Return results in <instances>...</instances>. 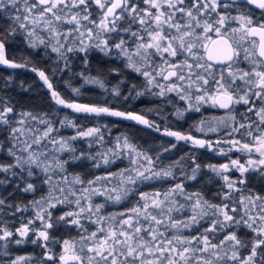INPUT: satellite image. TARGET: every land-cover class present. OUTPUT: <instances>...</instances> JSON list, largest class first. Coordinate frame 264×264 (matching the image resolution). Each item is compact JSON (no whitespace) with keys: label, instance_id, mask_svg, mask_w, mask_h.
Returning a JSON list of instances; mask_svg holds the SVG:
<instances>
[{"label":"snow or ice","instance_id":"snow-or-ice-1","mask_svg":"<svg viewBox=\"0 0 264 264\" xmlns=\"http://www.w3.org/2000/svg\"><path fill=\"white\" fill-rule=\"evenodd\" d=\"M142 2L148 7H139L136 0H0V14L12 21L7 29V35H14L18 27L23 29L28 36H31L35 33L36 27L43 23L54 36L64 38V42L57 40L56 43L59 46L52 48L53 52L61 55H63L61 49L64 48V43L73 33H76L75 39L79 41V47L74 49L69 46L65 49V53L77 50L87 52L88 46L84 44L82 38L86 37L92 41L95 35L98 41L95 43V47L100 48L106 54L112 49H116L119 54L127 58V66L144 76L148 84H152L156 80V75H154L156 69L152 67L151 58L159 54L167 68L161 67L156 74L165 80H173L174 78L166 91H176L178 94L183 91L184 94L180 95V99L191 101L193 97L188 90L194 88L200 93L194 97L197 105L196 111H199L198 106L202 103H210L212 106L224 109H233L234 105H247V112L254 113L259 118V122L251 121L247 117H244L245 120H248L247 123L239 122L233 115L230 117L233 123L229 135L240 133L241 136L250 137L252 142L241 143L238 139H232L227 142L230 145L228 150L235 149L246 152L250 157L252 153H258L259 159L249 158L246 164H242L238 159L230 161L232 168L239 171L241 175L238 180H233L228 175H222L225 182L224 187L227 189L223 193L222 200L228 201L233 191H241L237 184L243 185L245 183L244 173L258 166L264 167V20L254 22L248 14L229 15L226 10L234 3V0H142ZM246 2L256 5L259 9H264V0H246ZM93 5L101 11L98 21L91 18L89 8ZM153 9L156 11H152ZM177 15L179 19L176 18ZM125 18L128 20V26L120 28L117 21ZM230 21H239L240 27H230ZM61 24H68L73 27L61 31L58 29V25ZM89 24L95 26V33L92 27H88ZM134 24H138L140 27L133 30L132 25ZM81 29L84 30L81 31ZM118 29L134 38L131 41L134 50L129 49L127 46L129 42L123 36H119L118 40H112L111 43H109L108 38L99 39L100 33H114L118 32ZM7 35L5 32H0V64L24 67L25 65L16 64L6 58L5 41ZM245 43L248 47H244ZM200 49L203 50V54L199 51ZM185 54L187 55L185 56ZM134 56L143 62V69L137 67V60L133 59ZM177 56H185V58L179 62L170 59ZM189 57L191 62H189ZM241 60L248 61L251 68L249 70L240 68L238 65ZM39 76L47 87L52 89V84L43 71L39 72ZM176 81H186L187 87L184 88ZM237 81H240L241 84H237ZM91 82L99 83L103 87V83L99 80ZM156 86L160 87L159 84ZM135 87L132 85L133 89ZM74 91L79 92L78 89H74ZM113 92L119 94L118 89H113ZM140 94L137 93V95ZM159 95H164V91H161ZM51 96L56 104L76 112L124 117L149 127H156L143 115L124 113L109 107L68 102L56 91H52ZM257 99L261 102L259 107L255 104ZM192 107L193 105L189 103V108ZM19 115L21 118L17 121L12 106L0 105V125L10 126L9 139L14 142L12 147L7 149L0 143V151H6L14 161L12 163H0V172L17 175L15 170L20 168L27 172V176L31 177L34 175L33 168H38L46 174L44 183L50 185L48 197L33 201V204L39 209L36 212V220L43 224V230L38 232L37 238L48 241V229L53 227L50 209L68 200L67 196L60 199L52 194L53 192L64 193L65 188L59 185L52 186L53 176L49 173L57 170L60 173H66V165L69 160H61L54 153L51 157H49L48 152L37 153L33 145L38 146L44 140H48L54 146V152H74L75 150L71 147L69 140L52 137V133L57 129L49 120L37 117L31 112L20 113ZM177 115H181V113L177 112ZM28 119L39 120L45 125L39 137L31 128L25 127ZM14 121L21 127L12 126ZM65 121H67V117ZM61 125L65 126V122H61ZM67 125L76 127L71 121H67ZM241 129H244L243 133H241ZM157 130L159 129L157 128ZM199 130L204 131L203 128ZM208 130L216 131L215 128ZM27 133H32L31 142L27 139L21 140V137ZM164 134L175 137L177 140L191 141L201 148L207 146L212 149L213 147L210 141L194 139L192 136L178 131L165 129ZM84 137H95L98 142L104 139L100 128L80 130L76 136L70 139L75 140ZM117 140L119 142L120 138ZM17 142L21 145L20 147H17ZM122 143L123 148L120 150L127 149L130 154L134 153L136 159L131 162L137 166L134 169L97 176L88 181L82 180L79 176H73L70 182L66 175L62 176L63 183L66 185L86 183L88 187L81 189V191L88 193V196L85 197L83 205H81L80 199L69 201L77 205L78 211H69L61 215L59 220L83 227L80 221L81 214L87 212L90 215L85 218L91 219V215L100 213L104 207L103 204H93L92 197L104 196L106 201L119 203L131 193L132 189L128 185H135L138 180H149L153 177H172L175 179L172 166L167 169L154 170V161L151 156L138 152L126 137ZM216 143L218 145L219 141ZM119 146L118 143L117 147ZM168 150L167 148L164 149V151ZM219 151L222 152L223 150L219 149ZM25 153L27 155H24ZM117 157L118 153L109 149L108 152L87 157L81 153L79 156L71 157V159H91L96 161L95 167H100L114 163ZM157 160H159V156H157ZM174 163L177 167L181 166L180 161ZM193 165L192 174L187 177L191 180L196 179L200 168V165L195 164L194 161ZM209 167L217 174L230 171L229 164ZM111 178L118 179L119 183L112 187L103 183L110 181ZM4 183V180H0V184ZM35 190L32 183H27L23 189L24 192H34ZM68 193L76 196V192L71 187L68 188ZM176 197L183 198L186 203H180ZM140 199L143 203H139L127 212L119 213L125 218L119 220L117 225L114 226L110 222L107 229L99 227L87 237L81 236V241H92L93 243L91 245L83 243L80 252H85L86 249L88 253H94V255H88L85 258L76 254L75 246L70 245L67 240L64 241L65 254L59 256L62 264H68L69 260H73L77 264H85V259L87 264H93V261L95 264H228L229 261L233 264H264V197L246 195L239 199L238 203L244 206L243 216L240 219L236 218L237 209L231 207L229 203L212 204L199 192H187L183 182L176 183L164 193H140ZM186 205L191 212L186 220H178L171 215L174 211L180 212ZM3 206H5V200L0 198V207ZM250 206H258L259 213L251 215ZM22 210H26V206L25 209L17 206L16 211ZM209 213L214 219L209 220V226L204 228L199 235L174 234L169 238L164 231L160 230L163 227L165 230L176 229L179 232L182 229L198 225L202 219L209 216ZM69 217L71 219H68ZM103 220L116 221L117 216L113 214L101 217L94 223L100 225ZM241 222L255 233V239L250 248L248 244L237 237L234 231L225 233L222 239L213 243L218 231H223L225 228ZM33 223V220H29L22 224L15 230V234L26 238L30 230L35 231L30 229V225ZM145 223L147 227H145ZM254 225L256 226L254 227ZM84 230L87 231V229ZM98 233L105 234L102 238H98ZM13 235L14 233L8 230L6 226L0 227V240L8 241ZM21 242L20 239L15 241L17 244ZM225 246L231 251V255L224 250ZM70 247L73 249V254L68 256L66 253ZM240 248H249V254L241 258L239 255ZM47 258L49 260L55 259L52 254H49ZM21 259L23 257L17 258L12 264H19Z\"/></svg>","mask_w":264,"mask_h":264},{"label":"trees","instance_id":"trees-1","mask_svg":"<svg viewBox=\"0 0 264 264\" xmlns=\"http://www.w3.org/2000/svg\"><path fill=\"white\" fill-rule=\"evenodd\" d=\"M136 2L139 7L145 8L142 0H136ZM89 11L92 14L91 18L98 21L101 11L94 5L89 8ZM226 11L231 16L248 14L254 22L264 20V10L258 11L244 4L232 3ZM176 18L179 19V16L177 15ZM11 24L12 21L10 19L0 14V32H5L7 35V29ZM118 25L120 28L127 27L128 20L126 18L120 20ZM42 26L43 24L41 23L36 27L35 33L31 36H28L23 29L18 27L14 35H7L5 41L6 58L16 64L25 66L11 67L0 64V105L8 104L12 106L14 108L15 120L17 121L21 118L19 114L24 112H31L37 117L49 120L57 129V131L52 133V137L69 140L71 147L75 150L74 152H54V146L48 140H44L38 146L33 145L37 153L41 151L48 152L49 157L54 153L61 160H69V163L66 165V173H60L58 170L49 173L53 176L52 186L59 185L65 188L64 193L53 192L52 194L58 196L60 199L67 196L68 200L50 209L53 227L48 229L49 240L43 241L42 238L38 239V232L43 230V224L41 221L36 220V212L39 209L33 204V201H39L42 197H48L50 185L44 183L46 174L38 168H33L34 175L31 177L27 176V172L22 171L20 168L15 170L17 175L0 172V180L5 181L4 184H0V198L5 200V206L0 207V227L6 226L8 230L14 233L8 241L0 240V264H12L19 257H23V259L19 260V264H62L59 256L65 254L63 242L66 240L69 241L70 245L75 246L74 251L76 254L85 258L88 255H94V253H88L86 249L85 252H80L83 243H87L88 245L93 243L92 241H81V236L87 237L99 227L107 229L110 222L114 226L117 225L119 220L125 218L120 216L119 213L127 212L139 203H143L140 199V193H164L179 182L184 183L187 192H199L212 204L229 203L231 207L237 209V219L243 216L244 207L238 203L239 199L246 195H260L264 197V167L250 169L244 173L245 183L243 185L237 184V187L241 191H233L228 201L222 200L223 193L227 191L224 187L225 182L222 179V175H228L233 180H238L241 174L238 171L217 174L209 167H219L222 164H229V167H231L230 161L237 159L242 164H246L249 158L255 157L252 155L250 157L248 153L235 149L232 151L228 150L230 145L227 142L232 139H238L241 143L252 142L250 137L241 136L240 133L229 135L233 123L230 117L233 115L239 122L247 123L248 120H245L244 117L249 118L251 121L259 122V118L254 113L247 112V105H234L233 109L224 111L209 103H202L198 106L199 111H196L195 107L197 105L194 97L200 93L195 91L194 88L188 90L193 97L191 101L180 99V95L184 94L183 91L179 94L176 91H166L169 84L163 80L162 76L156 74L161 67L165 68L167 66L162 62L159 54L151 58L152 67L156 69V73H154L156 80L152 84H148L144 76L127 66V58L119 54L116 49H112L106 54L100 48L95 47V43L98 42L96 37L92 41H89L86 37L82 38L84 44L88 46L87 52L77 50L65 53V49L69 46L74 49H78L79 47V41L75 39L76 33H73L72 36L68 37L67 42L64 43V48L61 49L63 55L53 52L52 48L59 46L56 41L60 40L64 42V38L54 36L50 30ZM30 27L32 26L30 25ZM72 27V25L68 24L58 25V29L61 31ZM88 27L94 29V25L89 24ZM139 27L138 24L132 25L133 30ZM83 30L81 29V31ZM119 36H123L129 42L127 45L129 49L134 50V45L131 43L134 38L125 32L119 31V29L118 32L114 33H102L99 39L108 38L109 43H111L112 40H118ZM41 40H43V43H41ZM199 51L203 54L202 49ZM185 56H177L170 59L179 62ZM133 59L137 60V67L143 69V62H140L135 56ZM188 59L191 62V58L189 57ZM238 66L244 70L251 68L249 62L243 60H241ZM41 71L48 77L49 82L52 84V89H49L40 78L39 72ZM93 80L101 81L103 87L99 83L91 82ZM178 83L184 88L187 87V83L182 84L181 81ZM236 83L241 84L240 81ZM157 84L160 87H157ZM132 85L136 86L135 89L132 88ZM74 89H78L79 92H75ZM113 89H118L119 94H115ZM52 91L58 92L68 102L109 107L112 110L124 113L143 115L147 120L154 123L156 127H149L124 117L76 112L73 109L56 104L51 96ZM161 91H164V95H159ZM137 93L141 94L137 95ZM189 103L193 105L191 109L189 108ZM260 103V100H255L257 107L260 106ZM177 112L181 113V115H177ZM66 117L67 121H71L76 127L68 126L67 121H65ZM225 117H229L226 119V123L223 122ZM61 122H65V126H62ZM12 126L21 127L15 121ZM25 127L31 128L36 136L39 137L45 125L40 123L39 120L28 119ZM89 128H100L104 136L103 141L98 142L95 137L70 139L76 136L78 131ZM200 128H203L204 131H200ZM209 128H215L216 131H209ZM165 129L190 135L194 139L210 141L213 147L212 149H209L207 146L201 148L191 141L177 140L175 137L164 134ZM243 132L244 129H241V133ZM9 133L10 126L0 125V143L4 145L5 149L12 147L14 143L10 141ZM31 136L32 133H27L21 137V140L27 139L31 142ZM125 137L136 147L138 152H143L152 157L154 170L167 169L169 166H172L175 179L172 177H153L149 180H138L135 185H128L132 191L126 199H123L119 203L106 201V197L104 196L92 197L93 204H103L104 207L100 213L91 215V219L85 218L90 215L89 213L85 212L81 214L80 221L83 227L59 220L58 218L61 215L69 211H78L77 205L69 201L80 199L81 205H83L85 197L88 196V193L81 191V189L88 187L86 183L66 185L63 183L62 176L66 175L70 182L73 176H79L82 180L88 181L95 179L97 176H106L125 169H134L137 166L131 162L136 159L134 153L130 154L127 149L120 150L123 148L122 141ZM117 138H120L119 142ZM217 141H219L218 145ZM118 143L119 147H117ZM20 146L17 142V147ZM165 148L169 150L164 151ZM109 149L118 153V157L114 163L109 165L95 167L96 161L91 159H71V157L79 156L81 153L87 157L89 155H96L97 153L108 152ZM219 149L223 151L221 152ZM24 155L27 154L25 153ZM157 156H159V160H157ZM176 161H180V167L175 165L174 162ZM193 161L195 164L200 165L195 180L187 178L192 174ZM12 162H14L13 158L6 151H0V163ZM27 183H32L36 190L34 192H24L23 189ZM103 183L112 187L116 186L119 181L116 178H111L110 181H104ZM69 187L76 192V196L68 193ZM176 199L180 203H186L181 197H176ZM17 206L21 209H25L26 206V210L16 211ZM250 209L251 215H256L260 211L258 206H250ZM113 214L117 216L116 221L103 220L100 225L94 223V221L101 217ZM190 214V209L186 205L183 210L180 212L174 211L171 215L178 220H186ZM68 219L71 218L69 217ZM210 219H214V217H211V213H209L208 217L202 219L198 225L182 229L179 232L176 229L165 230L163 227L160 230L164 231L165 235L169 238L174 234H182L184 236L199 235L204 228L209 226ZM29 220L34 221L30 225V229H34L35 231L30 230L26 238L15 234V230ZM142 223L144 222L142 221ZM145 227H147L146 223ZM84 229H87V231ZM233 231L250 248L252 241L255 239V233L244 225L243 222L233 224L223 231H218L215 234L213 243L222 239L225 233ZM104 234L98 233V238H102ZM17 239H20L22 242L19 244L15 243ZM45 244H47V247H45ZM249 248L239 249L241 258L249 254ZM224 250L228 251L229 255H231V251L227 246H225ZM49 254H52L55 259L49 260L47 258ZM72 254L73 249L70 247L66 255L71 256ZM68 264H77V262L69 260ZM85 264H87L86 259ZM93 264H95V261H93ZM228 264H233V262L229 261Z\"/></svg>","mask_w":264,"mask_h":264},{"label":"rangeland","instance_id":"rangeland-1","mask_svg":"<svg viewBox=\"0 0 264 264\" xmlns=\"http://www.w3.org/2000/svg\"><path fill=\"white\" fill-rule=\"evenodd\" d=\"M148 7V5H146L145 4V8H147ZM152 11H156L155 9H153ZM91 13V12H90ZM92 15V14H91ZM239 15H241V14H238V15H236V16H239ZM117 23H119V21H117ZM43 24V23H42ZM229 26L230 27H235V28H238V27H240V23H239V21H230L229 22ZM42 27H45L44 26V24H43V26ZM46 28V27H45ZM47 29V28H46ZM49 30V29H48ZM94 33H95V26H94ZM102 33H100V35H101ZM94 37H95V35H94ZM93 37V38H94ZM244 47H248V45L247 44H244ZM165 68H167V66L165 67ZM173 82V81H172ZM172 82H166V83H168L169 84V86L172 84ZM178 82H180V81H176V83L177 84H179ZM181 83L183 84V83H186V81H181ZM179 85H181V84H179ZM210 104V103H209ZM229 117H225V120H223V122H227V120L226 119H228ZM252 156H255V157H253L252 159H259V154L258 153H252L251 154ZM257 168H261V167H257ZM230 171H237V170H235L234 168H232V166L230 167ZM229 172V171H228ZM239 172V171H238Z\"/></svg>","mask_w":264,"mask_h":264},{"label":"water","instance_id":"water-1","mask_svg":"<svg viewBox=\"0 0 264 264\" xmlns=\"http://www.w3.org/2000/svg\"><path fill=\"white\" fill-rule=\"evenodd\" d=\"M233 4H244V5H247V6H249V7H251V8H253V9H255V10H258V11H263L264 9H259V8H257L256 7V5H254V4H249V3H247L246 2V0H234V3ZM117 11H119V10H117ZM165 82H172L173 80H174V78H173V80H165V79H163ZM220 108V107H219ZM221 110H228V109H224V108H220Z\"/></svg>","mask_w":264,"mask_h":264}]
</instances>
